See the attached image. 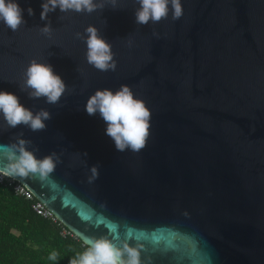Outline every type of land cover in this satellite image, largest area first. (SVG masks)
I'll use <instances>...</instances> for the list:
<instances>
[{"label":"water","instance_id":"1","mask_svg":"<svg viewBox=\"0 0 264 264\" xmlns=\"http://www.w3.org/2000/svg\"><path fill=\"white\" fill-rule=\"evenodd\" d=\"M15 2L25 23L13 32L0 21V91L51 119L43 131L4 130L0 114V146L23 133L38 159L62 161L45 180L16 179L84 243L128 241L143 264H264V0H181L180 19L148 25L135 23L137 0L90 14L57 7L45 20L44 0ZM89 25L112 45L115 71L87 63L76 33ZM33 59L66 84L59 103L21 91ZM122 84L151 112L138 153L118 152L85 110L97 89Z\"/></svg>","mask_w":264,"mask_h":264},{"label":"clouds","instance_id":"2","mask_svg":"<svg viewBox=\"0 0 264 264\" xmlns=\"http://www.w3.org/2000/svg\"><path fill=\"white\" fill-rule=\"evenodd\" d=\"M118 0H44L40 17L47 19L48 13L59 7L61 12L69 10L77 13L103 10L106 4L116 8ZM139 7L135 11V23L148 25L156 24L162 19H167L171 11L172 20H178L183 15L181 0H137ZM22 9L15 0H0V21L13 32L17 31L25 23L22 17ZM28 14H34L33 9H27ZM40 31L48 36L52 34L50 25L40 28ZM86 36L76 33L78 38L85 40L87 51L86 61L89 65L101 72L115 71L117 63L112 45L106 42L99 30L89 25L85 30ZM21 91L27 92L30 99L45 98L48 104L59 103L67 90L62 78L55 74L52 66L39 63L33 59L25 72ZM88 115L97 113L107 125L105 134L114 142L118 152L131 151L138 153L146 146L149 137L151 112L144 101L135 98L132 89L127 84H122L119 89L112 91L108 88L97 89L85 105ZM0 114L4 121V130L23 125L33 132L43 131L46 128L45 121L51 119V114L45 109L33 112L24 107L19 98L6 91H0ZM23 133L18 134L15 140L7 145H2V157L7 163L0 169V175L11 179L35 178L45 180L53 173L58 163H61L60 155L52 152L50 155L38 159L34 154L39 149L29 150L30 140L22 138ZM83 155H87L84 153ZM91 175L88 183H93L99 177V167L90 168ZM86 250L70 259L69 264H143L139 247L132 246L128 241H121L122 246H117L107 236L88 237L85 240ZM57 253L49 254L48 259L57 260Z\"/></svg>","mask_w":264,"mask_h":264},{"label":"trees","instance_id":"3","mask_svg":"<svg viewBox=\"0 0 264 264\" xmlns=\"http://www.w3.org/2000/svg\"><path fill=\"white\" fill-rule=\"evenodd\" d=\"M62 223L39 215L32 202L0 184V264H69L87 245L63 234ZM56 252L57 260H49Z\"/></svg>","mask_w":264,"mask_h":264},{"label":"built area","instance_id":"4","mask_svg":"<svg viewBox=\"0 0 264 264\" xmlns=\"http://www.w3.org/2000/svg\"><path fill=\"white\" fill-rule=\"evenodd\" d=\"M0 184L13 189L14 193L18 196L24 197L27 200L32 202V208L36 213L42 215L45 218H48L54 222L61 223L58 218L50 211L44 203L38 200L33 192L27 188L21 181L17 179H11L6 176L0 175ZM63 234L74 235L69 229L63 228Z\"/></svg>","mask_w":264,"mask_h":264}]
</instances>
